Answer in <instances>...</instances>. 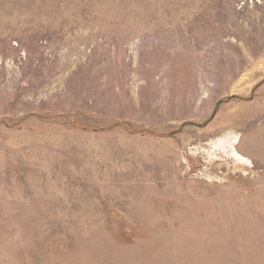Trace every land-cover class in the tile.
I'll return each instance as SVG.
<instances>
[{
    "label": "rangeland",
    "instance_id": "obj_1",
    "mask_svg": "<svg viewBox=\"0 0 264 264\" xmlns=\"http://www.w3.org/2000/svg\"><path fill=\"white\" fill-rule=\"evenodd\" d=\"M0 264H264V0H0Z\"/></svg>",
    "mask_w": 264,
    "mask_h": 264
}]
</instances>
